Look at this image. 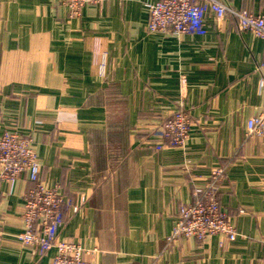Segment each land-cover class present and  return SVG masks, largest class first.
Listing matches in <instances>:
<instances>
[{"label": "crops", "instance_id": "0c3cea01", "mask_svg": "<svg viewBox=\"0 0 264 264\" xmlns=\"http://www.w3.org/2000/svg\"><path fill=\"white\" fill-rule=\"evenodd\" d=\"M101 0L69 18L59 0H0V135H29L41 179L79 210L59 240L97 250V264H264V135L246 121L264 107L263 43L227 15L206 33L150 34L147 3ZM264 14V0H221ZM178 107L184 147L153 134ZM221 169L220 207L234 241H169L192 190ZM26 175L0 179V264H49L23 247Z\"/></svg>", "mask_w": 264, "mask_h": 264}, {"label": "built area", "instance_id": "2783aa9c", "mask_svg": "<svg viewBox=\"0 0 264 264\" xmlns=\"http://www.w3.org/2000/svg\"><path fill=\"white\" fill-rule=\"evenodd\" d=\"M100 1L59 0V3L66 8L69 18L76 19L85 6L96 5ZM146 8V30L150 34L203 36L206 33L207 15H211L216 23L224 21L227 15L232 17L239 31L249 32L263 43L259 72L260 84L264 88L263 13L253 14L245 9H235L221 0H158L147 3ZM190 125L189 113L178 107L153 131L162 143L155 148L184 147ZM244 131L246 137L264 135V107L246 121ZM222 173L221 169L212 172L206 183L193 188L191 200L178 210L169 241L185 238L202 243L213 236L229 242L235 240V226L218 200ZM23 175L28 177L31 187L22 195V231L16 236L18 242L38 256L54 249L49 264H97L96 249L58 239V230L65 222V211L75 214L79 207L68 201L58 186L49 187L42 181L41 163L33 149L32 138L14 129L5 130L0 135V179L13 183Z\"/></svg>", "mask_w": 264, "mask_h": 264}]
</instances>
